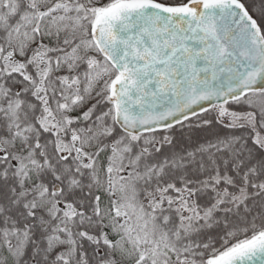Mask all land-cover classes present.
Instances as JSON below:
<instances>
[{"label":"snow or ice","instance_id":"6c2138e0","mask_svg":"<svg viewBox=\"0 0 264 264\" xmlns=\"http://www.w3.org/2000/svg\"><path fill=\"white\" fill-rule=\"evenodd\" d=\"M0 264H264V0H0Z\"/></svg>","mask_w":264,"mask_h":264}]
</instances>
